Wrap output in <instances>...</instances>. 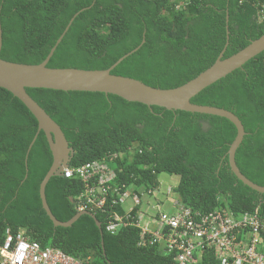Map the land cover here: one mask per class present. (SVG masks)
Segmentation results:
<instances>
[{"label":"trees","instance_id":"trees-1","mask_svg":"<svg viewBox=\"0 0 264 264\" xmlns=\"http://www.w3.org/2000/svg\"><path fill=\"white\" fill-rule=\"evenodd\" d=\"M264 0H0V59L42 63L70 20L72 24L47 65L51 69L107 70L162 90L180 87L222 59L264 35L258 10ZM60 127L72 151L70 168L118 157L116 184L157 190V176H178L173 189L186 207L203 214L226 208L232 214L264 215V195L244 186L231 172L227 151L236 137L226 119L148 108L102 93L26 89ZM194 105L223 109L241 122L245 136L235 153L241 174L264 187V52L191 99ZM37 121L9 92L0 89V243L5 230L26 236L89 264H173L151 248H138V230L105 232L106 216H81L69 228H55L42 209L39 186L52 164ZM133 154H129V150ZM108 155V156H106ZM27 177L25 178V175ZM83 193L79 179L52 177L47 205L59 222L76 214ZM118 210V209H117ZM120 211V210H119ZM103 243V245L101 244ZM207 262V260L205 261Z\"/></svg>","mask_w":264,"mask_h":264},{"label":"built area","instance_id":"built-area-1","mask_svg":"<svg viewBox=\"0 0 264 264\" xmlns=\"http://www.w3.org/2000/svg\"><path fill=\"white\" fill-rule=\"evenodd\" d=\"M257 16L264 23V4ZM129 154H133L131 149ZM118 157L121 155L104 156L62 171L64 178L79 179L83 185V193L74 198L77 213L104 214L105 232L110 235L127 227L137 229L138 248H153L170 256L173 264H264V215L258 208L237 216L226 208L203 214L184 206L176 195L168 197L169 211H162L164 203L157 200L150 207L145 200L155 197L156 190L115 183L111 164ZM4 237L0 264L90 263L89 258L82 261L42 247L26 236L24 229L13 233L7 228Z\"/></svg>","mask_w":264,"mask_h":264},{"label":"water","instance_id":"water-1","mask_svg":"<svg viewBox=\"0 0 264 264\" xmlns=\"http://www.w3.org/2000/svg\"><path fill=\"white\" fill-rule=\"evenodd\" d=\"M70 20L68 26L62 35L57 39L55 45L51 48L46 59L38 65H24L4 61L0 59V89L9 92L14 98L18 99L32 114L37 121V132L31 141L25 156V168L27 173V158L38 134L42 132L47 140L50 153L52 155V164L49 171L39 186V198L41 206L52 225L57 228L71 227L81 216L91 217L97 229L102 236L101 223L95 216L88 212L77 213L67 222H59L52 215L45 197V188L49 180L68 168L72 158V151L65 139L60 127L45 113V111L26 93V89H46L61 92H87L102 93L104 95H113L129 103H138L148 108L158 107L167 111H181L191 114H201L215 116L226 119L236 129V137L227 151L228 165L233 175L244 186L252 191L264 195V187L258 186L245 178L235 163V153L239 148L245 136L243 125L240 120L231 112L207 106H198L192 104V98L201 93L204 89L210 87L217 81L225 78L235 70L240 69L251 59L264 52V35L255 41L249 43L247 47L229 58L222 59L228 46L229 31L228 17H226V43L217 57L214 64L199 74L196 78L188 81L184 85L162 90L149 87L137 80L121 77L111 74L125 58L136 52L144 44V35L141 45L132 52L120 58L114 65L107 70L86 71L79 69H51L47 65L55 49L60 44L63 36L72 24L74 18ZM2 48V30L0 23V52ZM27 174L25 175V178ZM103 245V243H101Z\"/></svg>","mask_w":264,"mask_h":264},{"label":"rangeland","instance_id":"rangeland-1","mask_svg":"<svg viewBox=\"0 0 264 264\" xmlns=\"http://www.w3.org/2000/svg\"><path fill=\"white\" fill-rule=\"evenodd\" d=\"M178 182H179L178 176H169L164 173L159 174L157 176V186L158 187H157V190L154 191L155 197H148L145 201H147L150 204V207L154 205L156 200L160 201L164 203L162 207V211H169L168 209L169 201L168 200L175 197V192L173 191V189H176ZM150 212L153 213L152 209H150Z\"/></svg>","mask_w":264,"mask_h":264}]
</instances>
